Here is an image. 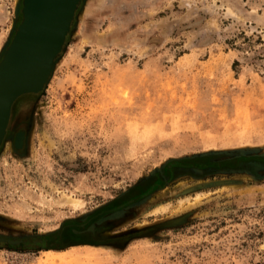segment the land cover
Here are the masks:
<instances>
[{"label": "rangeland", "instance_id": "1", "mask_svg": "<svg viewBox=\"0 0 264 264\" xmlns=\"http://www.w3.org/2000/svg\"><path fill=\"white\" fill-rule=\"evenodd\" d=\"M0 237V264H264V0H82L12 106Z\"/></svg>", "mask_w": 264, "mask_h": 264}, {"label": "water", "instance_id": "2", "mask_svg": "<svg viewBox=\"0 0 264 264\" xmlns=\"http://www.w3.org/2000/svg\"><path fill=\"white\" fill-rule=\"evenodd\" d=\"M81 1L60 0L56 13L49 20L48 43L36 60L34 70L23 77L24 79L19 78L12 81L15 67L25 55L24 50L33 23L34 0H22L21 21L14 29V34L9 43L0 54V107L2 109L4 107L6 112L4 121L1 123L2 126H0V145L6 135L14 102L26 94H38L49 81L54 65L64 49L66 37L71 31ZM20 242V240L0 237V244L17 245ZM39 245L46 247L43 241H40Z\"/></svg>", "mask_w": 264, "mask_h": 264}, {"label": "bare ground", "instance_id": "3", "mask_svg": "<svg viewBox=\"0 0 264 264\" xmlns=\"http://www.w3.org/2000/svg\"><path fill=\"white\" fill-rule=\"evenodd\" d=\"M60 0H34L32 11V25L27 39V45L25 47L23 58L16 65L12 81L19 79L30 74L35 68L36 60L48 43L47 34L50 29V17L57 11ZM26 51V52H25ZM23 53V54H24ZM6 116L5 108L0 107V126L3 123ZM20 138V137H19ZM242 151V150H240ZM65 202L74 206L79 205L77 199L70 197H64ZM48 261L55 263L56 260L63 259L59 254L47 255Z\"/></svg>", "mask_w": 264, "mask_h": 264}, {"label": "flooded vegetation", "instance_id": "4", "mask_svg": "<svg viewBox=\"0 0 264 264\" xmlns=\"http://www.w3.org/2000/svg\"><path fill=\"white\" fill-rule=\"evenodd\" d=\"M108 212H106V213H103V214H107ZM97 214H99V213H97ZM102 214V213H101Z\"/></svg>", "mask_w": 264, "mask_h": 264}, {"label": "trees", "instance_id": "5", "mask_svg": "<svg viewBox=\"0 0 264 264\" xmlns=\"http://www.w3.org/2000/svg\"><path fill=\"white\" fill-rule=\"evenodd\" d=\"M47 246V245H46Z\"/></svg>", "mask_w": 264, "mask_h": 264}]
</instances>
